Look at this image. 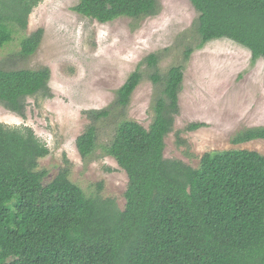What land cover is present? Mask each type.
I'll list each match as a JSON object with an SVG mask.
<instances>
[{
    "label": "trees",
    "instance_id": "1",
    "mask_svg": "<svg viewBox=\"0 0 264 264\" xmlns=\"http://www.w3.org/2000/svg\"><path fill=\"white\" fill-rule=\"evenodd\" d=\"M42 0H0V49L24 31ZM197 13V48L226 39L264 62V0H188ZM73 12L99 24L141 19L156 0H78ZM39 29L20 40V58L35 53ZM193 49L185 51L188 59ZM159 54L145 57L102 110L84 112L89 124L77 137L80 159L96 153L97 124L122 117L143 79L158 94L148 128L121 119L104 147L127 176L125 206L87 197L69 180V163L48 183L38 170L47 146L29 127L0 123V264H264V157L254 151L204 153L197 168L167 159L165 138L179 115L182 66L160 71ZM50 70L0 69V105L25 118L28 98L51 97ZM192 123L186 131L200 129ZM264 140V127L237 132L234 145Z\"/></svg>",
    "mask_w": 264,
    "mask_h": 264
},
{
    "label": "rangeland",
    "instance_id": "2",
    "mask_svg": "<svg viewBox=\"0 0 264 264\" xmlns=\"http://www.w3.org/2000/svg\"><path fill=\"white\" fill-rule=\"evenodd\" d=\"M156 14L141 19L118 18L99 24L73 12L78 0H42L31 12L27 28L0 49V69L50 70L51 97L28 98L25 118L20 119L0 105V123L26 126L44 143L49 154L38 170L47 171L48 183L69 163V180L84 194L111 199L119 210L125 206L127 176L106 155L104 147L121 119L148 128L151 105L158 94L142 66L143 79L134 90L122 117L117 113L97 124L96 153L83 162L75 141L89 121L84 112L102 110L116 91L150 54H159L161 72L182 66L179 115L165 138L164 157L199 166L206 152L247 150L264 157V140L234 145L233 136L248 128L264 127V62H251L249 51L226 39L206 43L193 24L197 13L188 0H156ZM42 29L33 55L17 56L22 37ZM193 49L187 59L185 51ZM192 123L203 126L186 131Z\"/></svg>",
    "mask_w": 264,
    "mask_h": 264
}]
</instances>
